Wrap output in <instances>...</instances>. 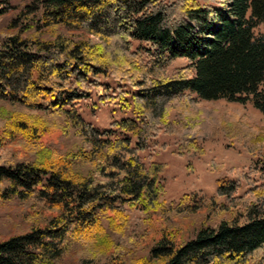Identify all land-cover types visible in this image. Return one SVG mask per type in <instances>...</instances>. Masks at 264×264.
<instances>
[{"label":"trees","instance_id":"16d2710c","mask_svg":"<svg viewBox=\"0 0 264 264\" xmlns=\"http://www.w3.org/2000/svg\"><path fill=\"white\" fill-rule=\"evenodd\" d=\"M14 1L0 0V17L19 8ZM20 1L9 27L20 29L0 41V101L30 114L2 117L0 197L33 202L40 220L0 243V264H57L74 244L95 263L264 264V134L196 122L202 136L237 142L256 162L235 169L212 159L211 173L226 172L214 194L177 202H167L169 166L154 144L182 137L198 100L264 114V0ZM93 98L94 111L126 117L105 129L86 122L82 105ZM60 114V137H77L75 149L43 140L56 128L44 116ZM19 142L9 160L6 147ZM193 153H204L196 139L176 143L178 158ZM201 212L198 229L176 220ZM133 224L139 240L127 235ZM122 238L148 256L127 257Z\"/></svg>","mask_w":264,"mask_h":264},{"label":"rangeland","instance_id":"374dc122","mask_svg":"<svg viewBox=\"0 0 264 264\" xmlns=\"http://www.w3.org/2000/svg\"><path fill=\"white\" fill-rule=\"evenodd\" d=\"M215 2V0H212ZM23 1L17 0L12 4L13 6L19 5V8H11L7 13L0 17V41L6 39L9 34L17 33L18 29L10 30V25L14 19L19 15L20 9L24 6ZM38 22V19H34ZM30 24H27V27ZM23 29V28H22ZM263 33V28L259 27L256 34ZM34 30L24 32V37H35ZM186 62L181 60L178 66H185ZM96 101L93 98L88 103L82 105V116L86 122L94 124L99 129H105L114 120L125 118L126 115L118 110L112 108H102L94 111L92 104ZM6 112V113H5ZM21 112L30 114L25 108H17L9 106L0 101V136L3 128V116L16 114ZM46 121H54L56 128L51 133L45 135L44 142L61 143L65 145L66 149H75L76 145L80 144L77 137H60V128L65 125V117L57 115L54 118L44 116ZM203 121L208 125L217 122H237L239 125L256 131L257 133L264 134V114L258 112L251 103L238 104L231 103L227 100L218 101H202L198 100L197 105L192 107L185 119L184 132L182 137L161 136L156 142V158L159 162L168 164L169 168L163 176L165 185L167 187V202H177L178 199L185 193L196 191L200 196H211L216 190V180L225 177L226 172L211 173L210 162L216 159L220 163H224L227 168L244 169L246 166L255 163L256 159L252 158L248 153L237 143H230L223 138L210 139L206 138L200 132V127L196 122ZM59 128V129H58ZM72 134L75 133L74 129L70 130ZM186 139H196L204 150L203 154L193 153L184 159L176 156V143L182 142ZM24 149L22 143H14L6 147V155L9 160H15L19 156V152ZM7 158V159H8ZM190 165L191 169L187 166ZM39 207L34 205L31 201H20L13 197L6 199L0 197V243L13 235H20L28 232L32 225L36 224L39 218ZM138 216V215H137ZM173 219L176 216L170 215ZM168 219V226H174L173 219ZM206 215L201 212L197 215L178 216L176 220L185 227L186 224H195V229L205 221ZM44 219V218H43ZM208 224H214L213 219L207 220ZM175 226H178L176 224ZM141 228L134 224L129 228L127 235L132 239L139 240ZM193 235V230H191ZM131 240V239H130ZM130 240L127 238L121 239L122 253H128L129 258L133 256H148V250L136 249L131 245ZM132 241V240H131ZM75 245V244H74ZM71 246L65 257L57 264H110L111 258H103L100 262H93L88 257V252L80 249L78 246ZM123 246V247H122ZM133 248L134 250H130ZM132 253V256L130 257ZM122 255V254H121ZM125 260H128L127 258ZM129 261V260H128Z\"/></svg>","mask_w":264,"mask_h":264}]
</instances>
